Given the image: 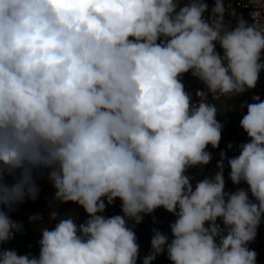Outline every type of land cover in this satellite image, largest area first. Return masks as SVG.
<instances>
[{
  "label": "clouds",
  "instance_id": "1",
  "mask_svg": "<svg viewBox=\"0 0 264 264\" xmlns=\"http://www.w3.org/2000/svg\"><path fill=\"white\" fill-rule=\"evenodd\" d=\"M250 15L225 0H0V264H257L264 100L239 105L247 140L226 146L238 154L221 150L212 175L189 174L220 147L212 101L264 72V23ZM188 74L204 85L195 100ZM39 181L54 225L39 227V254L3 248L23 231L10 213L38 199ZM117 200L122 214L104 215ZM70 203L83 222L60 215ZM161 208L170 233L153 228L141 258L135 228Z\"/></svg>",
  "mask_w": 264,
  "mask_h": 264
},
{
  "label": "built area",
  "instance_id": "2",
  "mask_svg": "<svg viewBox=\"0 0 264 264\" xmlns=\"http://www.w3.org/2000/svg\"><path fill=\"white\" fill-rule=\"evenodd\" d=\"M209 4V9L213 6L214 0H207ZM228 3H231V7L235 9L237 15L243 16L245 20L249 23H252L251 12H259L260 16L257 18L260 23H264V0H259V3H252L250 0H225V6L227 7ZM232 20L234 25V18L229 17L227 14L225 15V20ZM219 50V48H218ZM184 83L186 86V90L189 91L193 99L195 100V92L198 89H204V85L199 82L197 79L191 77L190 74L185 75ZM206 90V89H205ZM254 95H258L261 100H264V72H261L259 81L256 87L241 96L234 97L233 100H227L226 98L221 97L219 100L212 101L217 105L220 109L219 116L217 119L223 123L224 128L222 132V140L220 142L219 149H211L209 150L213 153V160L211 163L204 168H193L190 169L189 174L194 176L195 179H202L205 175H212L215 171V165L217 160L219 159V151L225 150L227 151V155L229 157L238 154L237 150L234 148L233 150H227L226 146L229 143H233L234 145H238L247 140L246 134L242 132L239 127V121L244 113H246V108L241 109L239 105L245 101L248 103H252V97ZM211 98V97H209ZM235 110L233 111V109ZM228 169L225 170V178L227 180ZM195 183V180L193 181ZM39 185L41 188L39 197L36 201L26 200L23 204H19L16 206V210L11 212V218L17 222H21L23 225V231L17 233L15 238L18 241H10L3 245L5 249H14L18 254H27L32 253L33 255L39 254V245L38 241L40 239V226H54L51 225L47 218V213L49 211L48 202L52 199V189L50 185L43 181H39ZM240 187H246V185H240ZM235 186H233L230 180H227L226 190L231 191L234 190ZM61 216L72 215L78 216V222H83L86 219V215L83 209L79 208L75 204H67L61 206L58 209ZM40 213L44 217L38 223H30L28 217L30 215ZM115 214H122L120 211V202L117 200L113 205L108 206L104 215L111 216ZM156 218V222H153V216H144L143 222L136 226L135 231L137 235V242L140 245V257L143 258L150 251V239L152 236V229L157 228L162 232L170 233L169 223L172 222L175 218L164 209H157L153 214ZM31 245V247H29ZM250 249H253L257 253V264H264V222L261 223L257 230V236L254 242L249 245ZM166 255H161L159 258H163ZM153 261V264L157 261ZM140 264V261H138Z\"/></svg>",
  "mask_w": 264,
  "mask_h": 264
},
{
  "label": "trees",
  "instance_id": "3",
  "mask_svg": "<svg viewBox=\"0 0 264 264\" xmlns=\"http://www.w3.org/2000/svg\"><path fill=\"white\" fill-rule=\"evenodd\" d=\"M14 240L15 241H18L17 238L12 239L11 241H14ZM155 264H170V262L168 261L167 257L165 256L163 258L157 259V261L155 262Z\"/></svg>",
  "mask_w": 264,
  "mask_h": 264
}]
</instances>
